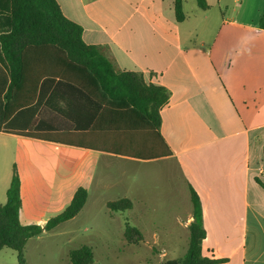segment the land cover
Returning a JSON list of instances; mask_svg holds the SVG:
<instances>
[{"label":"crops","instance_id":"1","mask_svg":"<svg viewBox=\"0 0 264 264\" xmlns=\"http://www.w3.org/2000/svg\"><path fill=\"white\" fill-rule=\"evenodd\" d=\"M56 1L82 27L86 44L103 46L118 69L141 72L168 90L160 133L172 156L152 161L176 162L187 189L198 195L203 255L226 259L222 264H264V189L255 180L264 184V30L258 27L264 0H206L209 8L195 11L196 25L185 30L190 16L177 23L173 0ZM24 127L13 116L0 126V204L16 169L9 138L49 145L50 152L63 146L115 156L16 134ZM31 131L46 128L35 123ZM42 162L35 166L29 154L24 166L44 180L62 168L60 155Z\"/></svg>","mask_w":264,"mask_h":264},{"label":"trees","instance_id":"2","mask_svg":"<svg viewBox=\"0 0 264 264\" xmlns=\"http://www.w3.org/2000/svg\"><path fill=\"white\" fill-rule=\"evenodd\" d=\"M183 3L173 0L177 23L186 19ZM195 3L200 10L209 8L206 0ZM258 27L264 30V11ZM0 78L4 101L0 126L13 116L14 124L27 129L16 132L20 136L141 161L172 156L160 133V110L168 102V90L141 72L118 69L103 46L86 44L82 27L62 14L56 0H0ZM35 123L46 131L32 132ZM188 189L192 221L187 226V248L182 257L161 264L225 263L224 258L203 255L201 205L196 192L189 185ZM86 199V189L79 187L64 210L45 224L23 225L20 179L13 168L0 204V250L14 251L18 264H26L27 241L74 218ZM105 205L124 212L133 203L121 198ZM125 238L133 244L143 235L126 222ZM68 259L70 264H92L91 249L83 245L70 250Z\"/></svg>","mask_w":264,"mask_h":264},{"label":"rangeland","instance_id":"3","mask_svg":"<svg viewBox=\"0 0 264 264\" xmlns=\"http://www.w3.org/2000/svg\"><path fill=\"white\" fill-rule=\"evenodd\" d=\"M183 1L190 16L185 30L196 25L198 7L195 0ZM47 146L9 138V153L24 187L20 223H45L64 210L79 187L86 189L87 199L74 218L27 241L26 264H70L68 252L83 245L91 249L92 264H161L183 256L187 248L183 223L191 204L176 162L136 161L63 146L50 152L44 149ZM29 154L41 167L44 156L60 155L62 168L45 180L32 177L24 166ZM121 198L131 200L130 210L113 212L106 207V202ZM126 222L142 233L140 242L128 243ZM0 264H18L16 253L2 248Z\"/></svg>","mask_w":264,"mask_h":264}]
</instances>
